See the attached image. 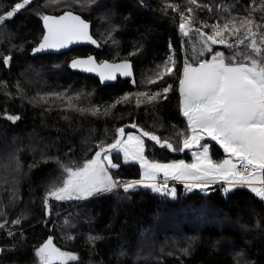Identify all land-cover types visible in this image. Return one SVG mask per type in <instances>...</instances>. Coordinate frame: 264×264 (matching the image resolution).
Segmentation results:
<instances>
[{"label": "trees", "instance_id": "1", "mask_svg": "<svg viewBox=\"0 0 264 264\" xmlns=\"http://www.w3.org/2000/svg\"><path fill=\"white\" fill-rule=\"evenodd\" d=\"M21 2L0 0V16ZM197 3L200 7L189 0H32L0 25V264H41L37 250L51 236L55 247L77 257L66 264H264V200L246 186L225 191L217 182L203 190L172 181L160 192L142 186L125 191L124 184L141 178V167L113 151L118 167L110 173L120 186L82 199L49 195L56 179L63 182V167L75 169L94 159L101 146L120 138V128L136 125L126 132L146 131L182 148L180 134L190 131L179 91L185 61L196 65L215 52L227 57L249 51L243 45L216 44L208 52L195 29L211 34L205 24L250 17L261 25L255 29L258 43L264 33V0ZM66 10L91 21L100 47L32 56L43 35V16ZM181 12L192 18L188 36L179 28ZM90 53L100 60L131 59L135 80L103 85L95 76L70 69L72 57ZM5 57L11 59L5 62ZM169 58L175 61L169 65L173 73L158 78ZM150 78L156 82L149 83ZM141 92L162 95L137 105ZM125 95L128 101L110 107ZM207 141L215 160L227 156L216 142ZM145 154L159 162L192 158L188 149L173 151L148 137Z\"/></svg>", "mask_w": 264, "mask_h": 264}, {"label": "snow or ice", "instance_id": "2", "mask_svg": "<svg viewBox=\"0 0 264 264\" xmlns=\"http://www.w3.org/2000/svg\"><path fill=\"white\" fill-rule=\"evenodd\" d=\"M31 2L32 0H23L21 3H16L6 15L0 16V25ZM51 2H59V0H51ZM189 4L200 7L197 0H189ZM166 7L177 10L179 5L167 4ZM186 11L192 13L193 9L188 7ZM180 19V31L184 36H188L190 31H193L192 18L186 17L181 12ZM43 22L47 32L39 47L35 49L36 52L65 48L81 40L96 43L89 35V24L72 12H66L59 17L45 15ZM204 27H210L211 34L200 29L195 31L199 33L206 51L212 52V45L216 44L225 45L229 49L243 45L249 51H236L227 57L223 52H215L210 60H200L195 66L185 61L179 91L183 97V115L187 118L190 131L187 134H180L183 135L182 148H173L170 142H162L156 135L142 131L144 137L173 151L196 149L193 152L195 163L187 164L183 160L174 163L149 161L144 155L143 139L133 134H128L125 138L124 129L120 128L118 129L120 138L106 147L101 146L94 159L75 169L63 167L67 179L62 182V186H54L49 192L50 196L57 200L82 199L101 192H110L120 186V182L114 180L108 172L109 167H118L112 162L110 155L116 151L123 152L125 161L136 160L144 169V179L124 184L125 191L140 186L151 188L156 192L164 190V185L158 186L154 182H148L155 181L162 172L166 179L193 181L194 183L187 184L188 188H203L215 180H225L232 187L239 185L250 188L261 200H264V33L259 34L258 43L256 39L258 32L255 29L260 28L261 25L255 24L250 17L240 20L233 18L222 24L217 21L213 25L205 24ZM242 29H244L243 38L240 36ZM233 36L237 37L236 40L229 42ZM10 59L11 57H5V62ZM174 64L175 61L169 58V62L162 66L157 77L162 79L164 75H171L173 68L169 65ZM71 67L83 68L89 72L98 71L102 80L116 79V72L124 76L132 75L131 64L127 61L120 64L107 62L97 64L91 56L74 60ZM155 82V78H150L149 83ZM170 88L171 85H168L162 89V92L167 93ZM162 92H154L151 95L147 92L137 93L136 103L139 105L156 102ZM141 97L144 99L141 100ZM41 99L47 103L46 98ZM129 99L130 96L125 95L110 107H115L116 104ZM69 106L71 107V98H69ZM92 112L94 115L98 114L99 109H93ZM104 114H108L107 109ZM7 118L13 121L19 119L18 116ZM206 137L216 142L227 154V158L219 162L214 161L209 154V145L201 144ZM170 194L175 196V189H172ZM20 222V220L14 221L16 224ZM0 227L3 225L0 224ZM90 239L95 240L98 237ZM37 255L41 264H56L58 261L60 264H66L67 260L77 259L75 255L55 247L51 239L37 250Z\"/></svg>", "mask_w": 264, "mask_h": 264}, {"label": "water", "instance_id": "3", "mask_svg": "<svg viewBox=\"0 0 264 264\" xmlns=\"http://www.w3.org/2000/svg\"><path fill=\"white\" fill-rule=\"evenodd\" d=\"M66 12H72L74 15H77V16H80L81 19H83L85 22H87L89 24V35L91 36L92 40H95L96 43L93 44L91 43V41H88V40H81L79 42H73L71 44H69L67 47L65 48H58V49H45V50H42V51H39V52H36L35 49L37 47H39L40 43L42 42V39H43V36L46 34L47 30L44 26V22L42 20V26H43V35H42V38L40 39V41L32 48V51H31V55L32 56H36V55H39V54H59V53H63V52H67V51H70L76 47H80V46H92L94 48H99L100 47V42L98 41V39L93 35L92 33V23L91 21L87 20L86 18H84L81 14L75 12V11H72V10H66L64 12H61L59 14H53V13H49L47 14L48 16H55V17H59V16H62L64 15ZM89 56L93 57L96 61L97 64H101L103 62H107L109 64H120L124 61H127L128 63L131 64V72H132V75L131 76H124L122 75L120 72H116V79L114 80H102L100 75L98 74V71H93V72H89V71H85L83 70V68H73L71 67V64L74 60H77V59H86L88 58ZM69 67L72 71H79L83 74H88V75H92V76H95L97 77L100 82L103 84V85H107V84H113V83H116L120 78L122 79H129V80H135V77H136V73H135V69H134V62L131 60V59H120V60H109V59H103V60H100L97 58V56L94 54V53H90V54H86V55H76L74 57H72L69 61ZM134 127L130 126V127H125L124 128V133L126 132V130L128 129H133ZM51 239L52 242H53V237H49L47 239V241ZM46 241V242H47ZM45 242V243H46Z\"/></svg>", "mask_w": 264, "mask_h": 264}, {"label": "rangeland", "instance_id": "4", "mask_svg": "<svg viewBox=\"0 0 264 264\" xmlns=\"http://www.w3.org/2000/svg\"><path fill=\"white\" fill-rule=\"evenodd\" d=\"M128 134H133V135H136V136H140L142 139H143V141H144V145H145V142H146V137H144L143 135H142V130H130V131H128V132H126V135H125V138L127 137V135ZM201 144H208L209 145V149H210V151H209V154H210V156H211V158L214 160V161H217V160H215L214 158H213V156H212V154H211V142L210 141H203V142H201ZM189 151V153H190V155L192 156V158H191V160H185V159H176V160H173V161H169V162H159V161H154V162H159V163H174L175 161H181V160H183L185 163H187V164H192V163H195V160H196V158H195V156L193 155V152L194 151H196V149H193V150H188ZM123 153V152H122ZM111 155V159H112V162L114 163V164H116L114 161H113V157H112V154H110ZM144 155H145V157H146V154H145V151H144ZM147 158V157H146ZM226 157H224L223 159H225ZM123 159H124V155H123ZM148 159V158H147ZM223 159H221L220 161H222ZM149 160V159H148ZM124 161H125V159H124ZM128 161H136V160H128ZM149 161H152V160H149ZM136 162H138V161H136ZM217 162H219V161H217ZM139 163V162H138ZM139 165H140V163H139ZM107 166V165H106ZM140 167H141V165H140ZM110 168L111 167H109L108 168V172H109V174L111 175V173H110ZM143 173H144V169L141 167V178L139 179V180H143L144 179V175H143ZM161 175H163L164 176V174L161 172L160 173ZM112 176V175H111ZM113 178V177H112ZM67 179V173H65V175H64V180H66ZM63 180V181H64ZM139 180H137V181H139ZM148 182H154V183H156L155 181H148ZM185 182H187L188 184H190V183H194L193 181H191V180H189V181H185ZM219 182H224V181H219ZM187 183H184L185 184V186L187 187ZM211 183V182H210ZM52 188L54 187V186H56V187H59V186H62V183H61V181L59 180V179H56V181L54 182V183H52L51 185H50ZM188 188V187H187ZM193 188H200V189H206V187H203V188H201V187H192V188H189V189H193ZM172 189H175L174 187H172L171 188V190ZM163 191V190H162ZM73 199H76V198H73Z\"/></svg>", "mask_w": 264, "mask_h": 264}, {"label": "crops", "instance_id": "5", "mask_svg": "<svg viewBox=\"0 0 264 264\" xmlns=\"http://www.w3.org/2000/svg\"><path fill=\"white\" fill-rule=\"evenodd\" d=\"M195 66V65H194ZM182 100H183V97H182V95H181V108H182V115H183V104H182ZM183 117L185 118V120L187 121V118L183 115ZM125 135H126V133H125ZM207 139H210V138H205L203 141H207ZM203 141H201V142H203ZM226 158H227V156H226ZM128 162H136V161H128ZM175 162H179V160L178 161H175ZM168 180H170V181H177V182H182V183H187V182H185V181H180V180H173V179H171V178H167ZM219 181H224V182H219ZM224 183V185H225V187L228 189V190H231V189H233L234 187H232V186H230L228 183H227V181H225V180H215V181H213V182H211V183H208L206 186H208V185H210V184H212V183ZM188 184V183H187ZM190 184H192V183H190ZM185 185V184H184ZM194 189V188H193Z\"/></svg>", "mask_w": 264, "mask_h": 264}, {"label": "built area", "instance_id": "6", "mask_svg": "<svg viewBox=\"0 0 264 264\" xmlns=\"http://www.w3.org/2000/svg\"><path fill=\"white\" fill-rule=\"evenodd\" d=\"M250 170V169H249ZM156 184L164 185V190L168 189L170 187V184L172 181L166 179L163 175L159 174L155 180Z\"/></svg>", "mask_w": 264, "mask_h": 264}]
</instances>
